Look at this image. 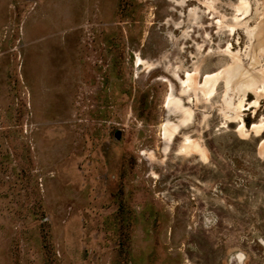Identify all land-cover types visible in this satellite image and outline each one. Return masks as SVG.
I'll return each mask as SVG.
<instances>
[{"label":"rangeland","instance_id":"obj_1","mask_svg":"<svg viewBox=\"0 0 264 264\" xmlns=\"http://www.w3.org/2000/svg\"><path fill=\"white\" fill-rule=\"evenodd\" d=\"M259 27L264 0H0V264H264Z\"/></svg>","mask_w":264,"mask_h":264},{"label":"bare ground","instance_id":"obj_2","mask_svg":"<svg viewBox=\"0 0 264 264\" xmlns=\"http://www.w3.org/2000/svg\"><path fill=\"white\" fill-rule=\"evenodd\" d=\"M234 29L235 28L233 26L231 30L233 31ZM255 30L256 29L247 30V34L253 40L252 45L250 46V51L248 53L249 58L250 59L252 58L250 61V65H251V68H253V72H251L247 76L248 77L247 87L249 89L248 91L252 92L255 95V100L251 103V105H249V107L246 108L244 106L243 110H247L252 106L255 108H258L260 105L259 98L260 97L262 98L264 96V69L259 70V71L254 70V68L259 63L258 54H262V56L264 55V27H259L257 31H255ZM230 46H232V45H230ZM229 47H228L229 56L235 62V65L228 68V69H225L223 72H214V73H211V74H208L205 76L204 81L201 84V86L204 87V89H206V86L208 84H211V86L208 88V90H206L207 91L206 93H208L209 95L215 91V84H216V82H218L219 79H221V77H224V82L226 84V92H227L228 91V89H227L228 83L230 82V79L233 78V71L237 70V67L239 66V64L242 63L241 58H239L235 53L234 54L231 53V50ZM184 92H186V90L183 89L181 93H184ZM167 101H168V103L178 102L177 98L172 99L170 97L168 98ZM240 106H242L241 103H240ZM188 113H189V111H188ZM239 119H240V117H239ZM241 120H242V118H241ZM243 125L242 126L240 125L241 126L240 127L241 132L246 131L245 126H243ZM168 128L170 129L169 124H165L164 130H166V132H167V130H169ZM251 128L253 131L256 132L257 135L261 134V132L264 131V116L261 118L260 121L253 123ZM171 130H172L171 134H174L176 132L175 127H172ZM187 144L188 143H186V145ZM194 144H196V143H194ZM186 151H188V150L186 149Z\"/></svg>","mask_w":264,"mask_h":264},{"label":"water","instance_id":"obj_3","mask_svg":"<svg viewBox=\"0 0 264 264\" xmlns=\"http://www.w3.org/2000/svg\"><path fill=\"white\" fill-rule=\"evenodd\" d=\"M115 137H117V138L120 137V131L119 130L115 131Z\"/></svg>","mask_w":264,"mask_h":264}]
</instances>
